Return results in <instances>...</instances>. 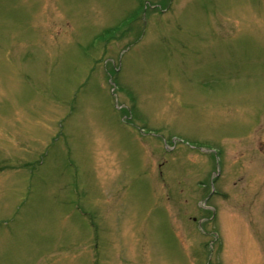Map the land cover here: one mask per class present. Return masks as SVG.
Wrapping results in <instances>:
<instances>
[{
  "label": "rangeland",
  "instance_id": "rangeland-1",
  "mask_svg": "<svg viewBox=\"0 0 264 264\" xmlns=\"http://www.w3.org/2000/svg\"><path fill=\"white\" fill-rule=\"evenodd\" d=\"M0 264H264V0H0Z\"/></svg>",
  "mask_w": 264,
  "mask_h": 264
}]
</instances>
